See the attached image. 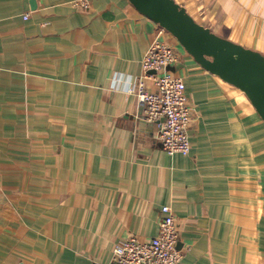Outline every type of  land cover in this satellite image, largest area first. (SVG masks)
<instances>
[{"label":"crops","instance_id":"1","mask_svg":"<svg viewBox=\"0 0 264 264\" xmlns=\"http://www.w3.org/2000/svg\"><path fill=\"white\" fill-rule=\"evenodd\" d=\"M73 1L0 0V264H109L118 241L156 235L166 205L178 264L264 263V121L246 96L128 0ZM174 1L264 55V0ZM156 38L178 56L187 156L121 92Z\"/></svg>","mask_w":264,"mask_h":264},{"label":"built area","instance_id":"2","mask_svg":"<svg viewBox=\"0 0 264 264\" xmlns=\"http://www.w3.org/2000/svg\"><path fill=\"white\" fill-rule=\"evenodd\" d=\"M72 4L81 10L90 7L89 0H75ZM23 17L27 19L28 14ZM163 32L158 27L157 34ZM177 59L174 48L165 41L153 39L142 57L143 75L133 84L132 94L143 107L147 121L162 120L156 137L161 148L168 154L187 156L191 150L188 137L191 108L184 80L169 70ZM177 242L175 217L166 205L161 208L156 235L146 241L134 236L118 241L109 264H178L182 253L177 249Z\"/></svg>","mask_w":264,"mask_h":264},{"label":"water","instance_id":"3","mask_svg":"<svg viewBox=\"0 0 264 264\" xmlns=\"http://www.w3.org/2000/svg\"><path fill=\"white\" fill-rule=\"evenodd\" d=\"M128 1L172 36L202 69L241 91L264 121V55L217 36L174 0Z\"/></svg>","mask_w":264,"mask_h":264},{"label":"clouds","instance_id":"4","mask_svg":"<svg viewBox=\"0 0 264 264\" xmlns=\"http://www.w3.org/2000/svg\"><path fill=\"white\" fill-rule=\"evenodd\" d=\"M121 78H122V74L117 79L121 80ZM133 91H134V87L131 80H122L121 92L124 94H131Z\"/></svg>","mask_w":264,"mask_h":264}]
</instances>
